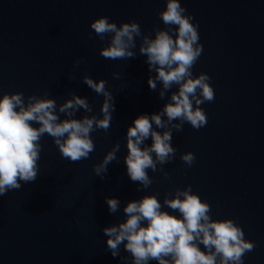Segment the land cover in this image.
<instances>
[{
  "label": "water",
  "instance_id": "water-1",
  "mask_svg": "<svg viewBox=\"0 0 264 264\" xmlns=\"http://www.w3.org/2000/svg\"><path fill=\"white\" fill-rule=\"evenodd\" d=\"M180 3L198 24L203 46L193 76L210 77L215 99L200 106L206 126L196 130L185 122L181 132L173 130L174 158L156 172L149 169L153 183L137 191L139 185L127 176L124 164L127 128L139 115L159 112L177 87L163 100L158 95L161 84L156 92L149 89L147 80L155 73H149L146 57L139 54L140 38L134 59L100 56L108 37L101 41L90 24L102 16L117 26L135 21L143 35L154 38V28L165 29L158 13L166 0H0V96L47 94L60 105L74 93L87 97L93 109L80 110L74 118H102L103 97L83 84L87 75L107 81L115 98L108 131L91 133L95 150L88 159L73 163L62 158L45 134L36 181L21 182L20 190L0 197V264H125L106 251L102 230L124 221L128 202L157 195L163 203L167 193L189 185L211 206L213 220L235 221L255 244L244 264H264V0ZM116 143L117 159L102 180L93 166ZM145 143L150 146L151 139ZM188 152L196 158L191 167L180 159ZM106 197L120 200L115 214L109 213ZM120 248L121 256L128 257L126 264H132L123 244Z\"/></svg>",
  "mask_w": 264,
  "mask_h": 264
},
{
  "label": "clouds",
  "instance_id": "clouds-1",
  "mask_svg": "<svg viewBox=\"0 0 264 264\" xmlns=\"http://www.w3.org/2000/svg\"><path fill=\"white\" fill-rule=\"evenodd\" d=\"M186 12L180 0H166V8L158 13L165 29L154 28V38L143 35L140 24L135 21L117 26L102 16L90 24L101 41L108 37L100 56L113 60L134 59L136 39L140 38L139 54L146 57L149 73H155L147 80L149 89L156 92L157 83L161 84L158 95L163 100L173 86L177 87L159 112L141 114L127 128L124 164L127 176L139 185L137 191L153 183L149 169L156 172L158 165H165L174 158L177 149L171 144L173 130L181 132L185 122L196 130L206 126L207 116L200 106L215 99L210 77L205 73L193 76L192 68L202 55L203 46L199 43L198 24L192 23L193 16ZM88 38L92 39L91 32ZM80 63V60L75 61L77 66ZM113 78L120 76L113 73ZM82 82L103 97L102 118L96 115L74 118L80 110L93 111L87 97L74 93L60 105L55 99L47 98V94L25 97L24 93L17 92L0 96V197L20 190L21 182L36 181L42 151L40 140L45 134L53 139L62 158L73 163L88 159L95 150L91 133L98 129L108 131L115 98L105 80L97 82L85 75ZM61 114L66 118L61 119ZM149 139L150 146L145 143ZM119 150L120 144L116 143L103 161L93 166L96 176L105 178L108 165L117 159ZM180 159L191 167L196 158L188 152ZM159 171L168 177L162 167ZM105 203L110 214L120 209L121 202L117 198L106 197ZM164 208L179 215H172ZM210 212L211 206L192 193L190 185L167 193L163 203L157 195H145L126 204L123 222L102 230L107 237L106 251L113 258L120 257L125 264L128 257L121 256L122 244L132 264H149L150 261L157 264H244V256L254 250L255 244L245 239L244 231L235 221L213 220Z\"/></svg>",
  "mask_w": 264,
  "mask_h": 264
}]
</instances>
